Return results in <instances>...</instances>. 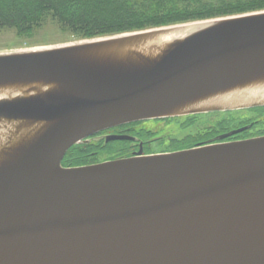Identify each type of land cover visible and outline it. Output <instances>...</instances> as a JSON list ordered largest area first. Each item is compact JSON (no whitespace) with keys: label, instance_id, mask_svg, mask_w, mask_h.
I'll return each mask as SVG.
<instances>
[{"label":"water","instance_id":"95a60500","mask_svg":"<svg viewBox=\"0 0 264 264\" xmlns=\"http://www.w3.org/2000/svg\"><path fill=\"white\" fill-rule=\"evenodd\" d=\"M187 24L204 26L141 64L92 56L116 43H91L106 38L0 54V86L52 87L0 101V264H264V135L228 141L252 125L192 149L62 167L115 127L264 108L196 105L264 78V11Z\"/></svg>","mask_w":264,"mask_h":264},{"label":"trees","instance_id":"16d2710c","mask_svg":"<svg viewBox=\"0 0 264 264\" xmlns=\"http://www.w3.org/2000/svg\"><path fill=\"white\" fill-rule=\"evenodd\" d=\"M259 11H264V0H0V30H14L19 36L30 38L51 22L74 39L86 40ZM250 111L256 113L258 119L240 121L234 125H238L234 130L250 123L252 130L228 140L264 135L259 131L264 125V108ZM234 113H219L224 115L223 119L208 125L200 124L201 115H195L138 122L125 128L146 143V154L171 153L205 145L230 132L235 123ZM162 122L166 126L174 125L178 131L160 135L150 128ZM153 144L157 147H152ZM134 150L128 141L106 144L100 140L74 146L67 152L62 165L88 166L129 157Z\"/></svg>","mask_w":264,"mask_h":264},{"label":"bare ground","instance_id":"6f19581e","mask_svg":"<svg viewBox=\"0 0 264 264\" xmlns=\"http://www.w3.org/2000/svg\"><path fill=\"white\" fill-rule=\"evenodd\" d=\"M203 26L195 29L193 25L187 24L171 31L159 29L143 34L141 33L135 38L126 40L120 39L119 41V39L115 38V40H111L113 38H106L92 41L91 43L95 44H107L109 41L116 43L110 44L99 51L92 52L91 55L113 59L119 63L141 64L144 62L156 61L173 42L187 38L202 29ZM51 88V86L45 84L0 86V101L44 94L49 92ZM253 99L264 100V78H256L242 85L217 92L208 100L206 99L196 105H225L234 104L236 102H246ZM7 126L11 129L13 128L11 125ZM42 128V125L36 124V126L31 128V131L43 130Z\"/></svg>","mask_w":264,"mask_h":264},{"label":"rangeland","instance_id":"374dc122","mask_svg":"<svg viewBox=\"0 0 264 264\" xmlns=\"http://www.w3.org/2000/svg\"><path fill=\"white\" fill-rule=\"evenodd\" d=\"M234 16H239V15H233V16H227V17H234ZM227 17H223V18H227ZM125 34H128V33H125ZM113 36H118V35L105 36V37H99V38H94V39L78 40V39H74L69 33L63 32L62 29H60L55 23H51V22L45 25L38 32H35L33 36H31L30 38L21 37L14 30L4 29V30H0V54L12 53V52H18V51H29V50L43 49V48H55L58 46L60 47L64 45L77 44L80 42L91 41V40H96L100 38H109ZM223 114L215 113L214 115L213 114L201 115L198 119V122L202 125H208L209 123L214 122V120L219 121L223 119L224 117ZM233 115L235 116V123L233 124V128L231 127L232 125L230 126L232 130H234V128L238 126V125L237 126H234V125H236L240 121L244 122V121H252V120L258 119L256 113L250 110L237 111ZM181 118H184V117H181ZM248 125L253 126V124L251 123ZM150 128H152V130L154 131L157 130L159 134L162 133L165 135L168 132L169 134L171 132H173L174 134L176 133V131H178V129H176L174 125L166 126V124L163 122L157 125H151ZM259 131L264 132V125L261 127V130ZM92 142L94 143L97 141L91 140L89 144H91ZM83 145H86V144H83ZM153 146L157 147V144L155 145L153 144L152 147ZM152 154H164V153L160 152V153H152Z\"/></svg>","mask_w":264,"mask_h":264},{"label":"flooded vegetation","instance_id":"af4514ba","mask_svg":"<svg viewBox=\"0 0 264 264\" xmlns=\"http://www.w3.org/2000/svg\"><path fill=\"white\" fill-rule=\"evenodd\" d=\"M127 125H129V124H127ZM127 125L115 127V128L109 129V130H107L105 132L96 134L95 136H93L92 138H90V140H94V139H97L99 137H103V136H106V135L125 136V137L135 138L136 139L135 141L125 140V141H128V142H131V146L133 148H135V150L132 152L131 156H129V157H132L134 154L138 153L141 148H142V151H143V154L144 155H149V154H146L145 151H144L145 150V144L146 143L143 140H141L139 137H136L134 135L129 134V132H128L129 130L127 128H125V126H127ZM252 128L253 127H251L249 130H252ZM258 136H263V135H250L249 137L242 136L240 139H235L234 138V139L228 140V141L244 140V139L254 138V137H258ZM140 145H142V147ZM124 158H126V157H124ZM94 164H97V163H94ZM91 165H93V164H91ZM62 167H64V166L62 165ZM64 168H70V167H64Z\"/></svg>","mask_w":264,"mask_h":264}]
</instances>
